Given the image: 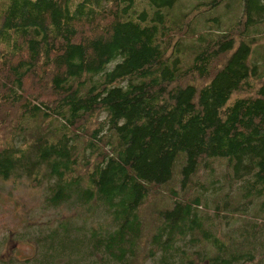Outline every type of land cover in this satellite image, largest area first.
I'll return each instance as SVG.
<instances>
[{"label": "trees", "instance_id": "16d2710c", "mask_svg": "<svg viewBox=\"0 0 264 264\" xmlns=\"http://www.w3.org/2000/svg\"><path fill=\"white\" fill-rule=\"evenodd\" d=\"M174 1L0 0V178L71 213L0 264H264V0L210 32L231 0Z\"/></svg>", "mask_w": 264, "mask_h": 264}, {"label": "rangeland", "instance_id": "374dc122", "mask_svg": "<svg viewBox=\"0 0 264 264\" xmlns=\"http://www.w3.org/2000/svg\"><path fill=\"white\" fill-rule=\"evenodd\" d=\"M199 1L200 0H175L171 5V18L174 21H180L183 13L188 10L193 12L192 7H194ZM230 3V7L227 6V3L225 2L214 8H209L198 13L194 16V22L191 21V23H194L193 25L197 27V30L203 28L197 26V24L206 27V29L203 28L204 32L229 28L240 15L239 1L231 0ZM212 17L218 19L214 20ZM193 40L194 39L191 38L186 39L185 41L191 44ZM257 48H259V44L257 45ZM184 155V151H179L177 153L172 166V175L170 179L163 184V192L153 198L143 210V214L149 221L156 216L154 212L156 208L170 206V199L164 197L163 194L169 186L173 185L172 178L173 176H176V173L180 172L181 165L184 161ZM212 165L214 166L216 177H221V174L225 173L226 165L223 161L215 160L212 162ZM226 179L227 176L225 175L222 179L223 182H225ZM226 187L227 185L225 182L224 187L222 185L220 186V193L223 192ZM43 200L44 192L39 187L30 186L24 180L14 182L9 179L0 178V257L7 258L12 255V257L16 259H23L32 254L34 250L32 238H29L28 240L18 238L15 236L14 232L18 229H22V226L25 225L26 222L28 225H37L39 227L45 225L47 219L55 220L56 218L69 216L71 214L67 210L44 207ZM3 228H6L5 232ZM224 228L227 230L228 225H224L223 223L221 229L224 231Z\"/></svg>", "mask_w": 264, "mask_h": 264}]
</instances>
